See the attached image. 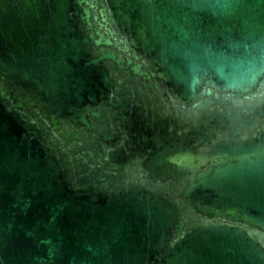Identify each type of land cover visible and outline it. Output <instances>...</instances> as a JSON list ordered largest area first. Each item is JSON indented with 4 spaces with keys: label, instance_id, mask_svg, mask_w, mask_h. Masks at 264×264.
<instances>
[{
    "label": "water",
    "instance_id": "water-1",
    "mask_svg": "<svg viewBox=\"0 0 264 264\" xmlns=\"http://www.w3.org/2000/svg\"><path fill=\"white\" fill-rule=\"evenodd\" d=\"M0 264H264V0H0Z\"/></svg>",
    "mask_w": 264,
    "mask_h": 264
}]
</instances>
